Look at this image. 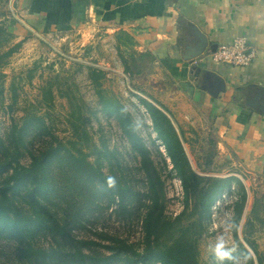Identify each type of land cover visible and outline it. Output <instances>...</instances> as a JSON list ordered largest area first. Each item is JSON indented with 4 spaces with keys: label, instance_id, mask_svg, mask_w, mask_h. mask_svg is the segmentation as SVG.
Wrapping results in <instances>:
<instances>
[{
    "label": "rangeland",
    "instance_id": "rangeland-1",
    "mask_svg": "<svg viewBox=\"0 0 264 264\" xmlns=\"http://www.w3.org/2000/svg\"><path fill=\"white\" fill-rule=\"evenodd\" d=\"M12 15L11 7L4 0L0 4V54L9 48H16L1 58L0 159L4 157L5 146H9L7 152L10 157L15 154L14 146L17 144L19 155L16 156L22 164H28L32 154H39L57 144H64L73 153H78V149L84 151L86 159L93 163L99 157L100 169L105 175H113L121 183L126 181L129 185L132 202L122 209L117 198L111 200L108 191L99 194L98 205L86 212L82 223L74 226L71 233L78 238L99 242L85 247L84 251L88 253L109 254L112 250L106 245H117L114 238L123 239L137 252H142L144 219L150 205L149 184L140 155L123 133L117 118L99 102L88 66L106 71L103 79L105 91L115 94L130 112L135 130L145 143L152 164L163 181L164 213L174 218L185 208L186 198L180 176L142 100L144 98L155 104L152 88L140 86L132 71L128 73L124 69L122 72V67L117 66L116 70L101 67L104 63L100 62L99 56L92 54L91 49H84L86 46L70 43L67 37L10 33L7 20ZM195 133L197 138L192 140V147H187V150L199 174L224 177L225 173L234 169L230 163L219 158L216 160L214 147L211 146L210 150L209 146L201 144L198 131ZM195 133L193 130L192 136L188 135L189 139H193ZM70 141L76 142L72 144ZM66 169L68 171L69 167ZM11 170L7 167L0 172V181ZM61 190L66 194L70 191L65 187ZM243 192L246 201L241 218L235 223L236 204ZM192 204L193 200L189 197L188 213ZM199 216L197 211L188 219ZM200 217L202 227L197 249L202 264H247L245 249L258 264L247 239L253 241L257 253L264 260V198L256 194L247 177L232 179L230 187L215 198L209 211L203 212ZM33 243L48 247L50 237L41 234ZM24 247L26 244L0 229V264H34L25 256ZM140 263L161 264L154 258L140 260ZM116 264H124V261L119 260Z\"/></svg>",
    "mask_w": 264,
    "mask_h": 264
},
{
    "label": "crops",
    "instance_id": "crops-1",
    "mask_svg": "<svg viewBox=\"0 0 264 264\" xmlns=\"http://www.w3.org/2000/svg\"><path fill=\"white\" fill-rule=\"evenodd\" d=\"M7 3L10 33L59 34L91 49L108 66L101 67L132 71L140 86L152 88L155 105L170 117L196 172L187 147L198 131L201 144L214 147L216 160L234 167L225 176L247 177L264 198V0ZM240 36L255 50L249 64L210 55Z\"/></svg>",
    "mask_w": 264,
    "mask_h": 264
},
{
    "label": "trees",
    "instance_id": "trees-1",
    "mask_svg": "<svg viewBox=\"0 0 264 264\" xmlns=\"http://www.w3.org/2000/svg\"><path fill=\"white\" fill-rule=\"evenodd\" d=\"M15 48L0 54V66L1 58L8 56ZM88 73L102 107L117 118L123 133L141 157V166L151 192L144 219L142 252H137L123 239L114 238L117 245H106L112 250L109 254L88 253L84 248L99 242L78 238L71 233L74 226L82 223L86 212L98 205L99 194L108 191L111 200L117 198L120 208L126 209L132 202V191L126 181L121 183L117 178L115 187H108L107 177L113 175L103 173L99 157L95 163L90 162L84 151L78 149V153H73L64 144L51 145L39 154H32L28 164H22L16 156L19 155L18 144L14 146L15 154L10 157L7 152L9 146L4 147L0 172L7 167L12 170L0 181V229L26 244L23 248L25 256L34 264H116L119 260L124 261V264H141L140 260L146 258H154L161 264H202L197 249L202 227L200 216L209 211L212 201L228 189L231 180L236 177H205L196 172L191 167L171 119L152 101L143 98L153 127L166 147L185 193V208L174 218L167 217L164 213L163 181L152 164L145 143L135 130L130 112L115 94L105 91L103 79L107 73L104 69L89 65ZM77 128L75 125V130ZM70 142L74 144L76 141ZM66 167H69L68 171ZM205 180L207 183H203ZM61 187L70 191L66 194ZM189 197L193 204L188 213ZM245 201L246 194L243 192L236 204L235 223L241 218ZM197 211L200 216L189 220L188 216ZM41 234L49 235L48 247L34 245V240ZM247 241L256 255L257 263L264 264L253 241ZM245 251L247 264H255L251 253L247 249Z\"/></svg>",
    "mask_w": 264,
    "mask_h": 264
},
{
    "label": "built area",
    "instance_id": "built-area-1",
    "mask_svg": "<svg viewBox=\"0 0 264 264\" xmlns=\"http://www.w3.org/2000/svg\"><path fill=\"white\" fill-rule=\"evenodd\" d=\"M210 55L219 61L236 65L249 64L255 57L254 48L243 36L236 37L231 43L218 45L210 51Z\"/></svg>",
    "mask_w": 264,
    "mask_h": 264
},
{
    "label": "clouds",
    "instance_id": "clouds-1",
    "mask_svg": "<svg viewBox=\"0 0 264 264\" xmlns=\"http://www.w3.org/2000/svg\"><path fill=\"white\" fill-rule=\"evenodd\" d=\"M106 184H107V186L108 187H115V185H116V178L115 177H113V176H109V177H107V180H106ZM228 256V255H227Z\"/></svg>",
    "mask_w": 264,
    "mask_h": 264
},
{
    "label": "water",
    "instance_id": "water-1",
    "mask_svg": "<svg viewBox=\"0 0 264 264\" xmlns=\"http://www.w3.org/2000/svg\"><path fill=\"white\" fill-rule=\"evenodd\" d=\"M200 39L203 41L204 40V38L202 37V35H200ZM202 46H203V44H202ZM166 113V112H165ZM166 115H167V113H166ZM168 116V115H167ZM169 117V116H168ZM170 118V117H169Z\"/></svg>",
    "mask_w": 264,
    "mask_h": 264
}]
</instances>
